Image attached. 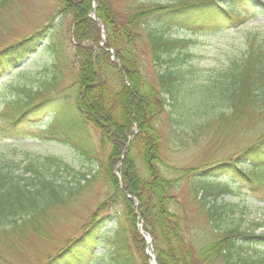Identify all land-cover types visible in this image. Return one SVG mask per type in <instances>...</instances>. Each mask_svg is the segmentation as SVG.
Here are the masks:
<instances>
[{
    "label": "trees",
    "instance_id": "trees-1",
    "mask_svg": "<svg viewBox=\"0 0 264 264\" xmlns=\"http://www.w3.org/2000/svg\"><path fill=\"white\" fill-rule=\"evenodd\" d=\"M9 1L0 0V8ZM54 1L61 14L73 15L69 28L76 68L72 100L70 94L63 98L54 92L61 72L36 89H29L25 98L0 110V141L16 136L17 126L41 121L49 115L51 121L44 131L61 132L88 160L97 161V156H91L94 138L90 128L95 129L99 134L96 143L108 149V155L100 173L91 178L104 179L109 196L98 206L81 235L70 239L44 264H89L102 238L110 240L112 264H149L141 222L144 233L153 238L157 264H264V254L258 251V247H264V233L235 226L219 228L221 235L199 249L187 242L183 218L171 210V182L159 168L161 136L154 125L168 101L179 98L186 81L181 63L186 61L193 43L187 35L171 37L170 29L200 35L217 33L224 26L239 28L255 17V12L264 11V0H154L126 14L119 13L111 0H96V18L107 34L104 43L101 28L91 15V0ZM243 5L251 6L255 15L243 11ZM149 15L151 18L147 19ZM45 33L43 27L0 50V70L21 63L34 53L42 45ZM254 35L258 40L243 59L221 71L217 78L219 93L206 90L199 107L207 109L209 103L224 102L234 118L264 110V35ZM142 42L153 60L167 64L158 74V87L151 85L141 71ZM55 45L50 50L57 54L60 48ZM57 162L55 158L35 155L19 163L0 154V235L37 232L38 220L46 209L85 187L80 182L76 186L57 183L61 169ZM204 174L211 180L228 175L249 194L262 192L264 132L235 156L215 163ZM82 178L86 183L92 180L86 174ZM230 192L228 181L224 184L216 179L204 187L203 197L216 206L218 198ZM115 202L122 206L124 222L118 223L109 235L105 229L107 218L99 213Z\"/></svg>",
    "mask_w": 264,
    "mask_h": 264
},
{
    "label": "rangeland",
    "instance_id": "rangeland-1",
    "mask_svg": "<svg viewBox=\"0 0 264 264\" xmlns=\"http://www.w3.org/2000/svg\"><path fill=\"white\" fill-rule=\"evenodd\" d=\"M155 1L111 0L113 7L121 14ZM242 8L248 15L256 16L240 28L224 26L217 33L200 35L185 34L175 28L169 32L174 38L187 35L193 43L189 47V56L181 63V71L187 82L181 86L178 100H169L154 122L161 136L162 162L159 168L171 182L170 193L174 197L171 210L183 218L186 240L195 249L220 236L219 228L237 226L256 234L264 233V190L249 194L228 175L211 180L204 174L215 163L235 156L264 132V110L247 112L234 118L232 111L226 110L227 104L224 102L209 103L207 109L199 107L206 90L219 93L217 78L221 71L232 62L243 59L258 40L254 33L264 35V11L254 14L251 6L243 5ZM150 18L149 15L147 19ZM72 20L73 15L60 13V6L54 0H10L0 8V50L43 27L46 30L42 45L34 53L21 63L0 70V110L10 102L25 98L29 89L34 90L51 81L60 72V81L54 92L63 98L70 94L72 100V85L76 77L73 66L75 49L69 32ZM54 44L60 48L57 54L50 50ZM112 57H115L114 49ZM139 58L146 80L158 87V74L167 68V64L153 60L143 42ZM50 121L48 115L41 121L17 126L16 136L0 141V154L19 163H25L35 155L55 158L61 168L57 183L76 186L80 182L85 187L75 191L66 201L46 209L38 220L37 232L27 230L22 236L12 232L0 235V264H44L70 239L81 235L98 206L109 196L105 180L91 178L100 173L108 155V149H102L96 143L98 132L90 128V135L94 138L91 156L98 158L97 161H90L66 141L61 132L50 134L44 131ZM188 169L190 172H187ZM82 174L91 178V182L86 183ZM119 178L122 182L121 175ZM216 179L224 184L228 181L231 192L221 195L216 206H213L211 200H204L203 190ZM134 201L137 206L138 201ZM99 214L107 218L105 229L109 235L113 234L118 223L124 222L119 202L110 204ZM138 219H141L140 215ZM109 244L110 240L102 238L96 256L89 264H112ZM258 251L264 254V247H258Z\"/></svg>",
    "mask_w": 264,
    "mask_h": 264
},
{
    "label": "water",
    "instance_id": "water-1",
    "mask_svg": "<svg viewBox=\"0 0 264 264\" xmlns=\"http://www.w3.org/2000/svg\"><path fill=\"white\" fill-rule=\"evenodd\" d=\"M93 2H94V12H96L97 4H96L95 0H93ZM101 28H103L102 25H101ZM104 38H106V35H105V34H104ZM147 241H148V244L150 245L151 242H152V238L147 239ZM150 264H157L156 261H155V258H154V257H153V259L150 261Z\"/></svg>",
    "mask_w": 264,
    "mask_h": 264
}]
</instances>
